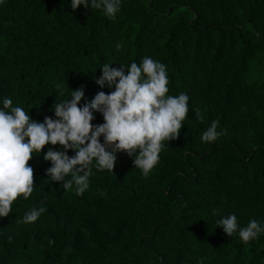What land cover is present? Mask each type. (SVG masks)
<instances>
[{"label":"trees","instance_id":"16d2710c","mask_svg":"<svg viewBox=\"0 0 264 264\" xmlns=\"http://www.w3.org/2000/svg\"><path fill=\"white\" fill-rule=\"evenodd\" d=\"M144 57L166 65L167 95L189 97L179 136L148 177L124 152L113 173L94 161L82 196L46 175L59 145L33 152L31 196L0 217V264H264V233L245 244L216 223L264 227V0H121L115 19L71 0L0 2V108L55 119L71 90L83 86L81 106L114 90L95 82L104 64ZM214 120L225 134L202 142ZM33 207L46 211L18 223Z\"/></svg>","mask_w":264,"mask_h":264},{"label":"clouds","instance_id":"9594fccd","mask_svg":"<svg viewBox=\"0 0 264 264\" xmlns=\"http://www.w3.org/2000/svg\"><path fill=\"white\" fill-rule=\"evenodd\" d=\"M120 5L121 0H71L74 11L79 6L102 9L109 19H115ZM116 47L119 49L122 45ZM100 70L96 84L114 90L107 94L100 91L82 106L83 86L71 90L70 99L53 107L55 119L45 116L43 122H38L22 107L13 106L11 99L3 100L0 108V217L12 212V204L18 197L31 196L34 171L29 161L33 152L39 155L48 144L59 145L63 150L48 148L43 154V159L51 164L46 175L51 181L61 182L64 190L75 186L76 195L82 196L89 188L94 161L98 171L113 173L116 154L124 152L132 158L133 167L148 177L159 162L163 142L179 136L187 117L189 97L183 92L178 96L167 95L166 65L144 57L139 65L132 62L127 70L124 66L113 68L109 64H104ZM94 113L102 115V124L92 123ZM196 115L203 120L199 109ZM218 126V120L212 121L202 133L201 141L211 143L224 135L223 130L217 131ZM69 150L74 155L69 156ZM45 211L44 207H33L17 222L33 223ZM216 223L228 237L238 232L245 244L264 233V227L255 219L239 227L235 214L222 217ZM11 241L9 236L8 242ZM52 243L54 241L49 240V244Z\"/></svg>","mask_w":264,"mask_h":264}]
</instances>
